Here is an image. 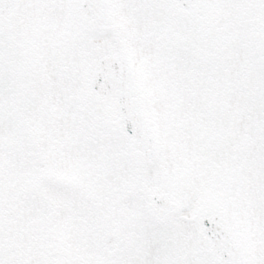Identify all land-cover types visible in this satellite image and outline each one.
Listing matches in <instances>:
<instances>
[{"label":"snow or ice","instance_id":"snow-or-ice-1","mask_svg":"<svg viewBox=\"0 0 264 264\" xmlns=\"http://www.w3.org/2000/svg\"><path fill=\"white\" fill-rule=\"evenodd\" d=\"M0 264H264V0H0Z\"/></svg>","mask_w":264,"mask_h":264}]
</instances>
